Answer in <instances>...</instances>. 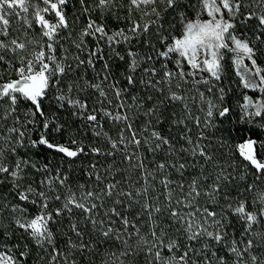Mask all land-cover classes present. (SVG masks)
I'll list each match as a JSON object with an SVG mask.
<instances>
[{
  "label": "snow or ice",
  "instance_id": "6c2138e0",
  "mask_svg": "<svg viewBox=\"0 0 264 264\" xmlns=\"http://www.w3.org/2000/svg\"><path fill=\"white\" fill-rule=\"evenodd\" d=\"M76 3L80 5L82 13L89 17L86 26L78 34L72 30L69 18V12L76 10ZM198 3L208 19L200 18L199 13L195 20L188 18L187 10L193 7L190 0H93L91 5L88 0H0V65L6 66L0 70V109H3L0 121L14 117L13 126L8 127L6 133H0V142L6 145L0 148V173L13 178V187L18 190L20 201L37 206L35 215L28 214V209L21 205L12 206L13 213H18L13 223L37 248L49 252L50 260L47 264H57L61 256L65 258V264H76L74 259L68 260L70 253L60 250L53 231V226L60 224L59 218L66 213L71 222L68 232L64 233L65 245L81 254L90 247L83 239L87 231L81 228L83 222L90 223L91 231L96 232L105 244L112 242L113 238L122 241L126 250L120 256L132 257L146 252L153 257L148 264H213V261L216 264H228V259L218 254L216 246L220 245L227 249L229 256L235 257L233 264H264V260L253 252V249L259 251L264 248V232L254 231L257 226L264 228V191L256 194L251 202L253 207L257 204L260 206L257 211L250 209L246 198L234 199L232 185L236 177L228 169H234L235 164H228L227 167L221 164L223 155L217 158L215 153L210 152L209 145L201 143L207 139L203 133L194 142L185 119L172 120L173 125L183 124L186 127V131L179 137L184 143L177 147L172 138L152 126L153 117L157 125L167 122L164 117V100L153 101V97L148 95L147 101H153V106L146 107V103H142L135 95L131 97V103L125 99L126 93L137 84L144 89L155 90L162 96L164 89L160 86L167 84L169 88L166 99L172 103L185 102L187 96L172 91V83L177 79L188 83L187 77H192L193 85L207 84L209 80L203 76L196 79L205 72L215 80H221L224 49L236 54L233 64L243 87L264 94V69L257 65L254 49L249 46V42L234 34L238 19L241 26L256 20L259 33L256 39L264 36V0H250L249 3L246 0H198ZM157 5H163V11ZM125 7L129 16L133 11H140L141 19L148 16L155 18L143 24L131 20L127 29L121 28L111 33L107 31L106 24L91 18V11H98L101 17L107 13L119 21V9ZM148 7L151 11H144ZM244 8L248 11L242 12ZM51 14H54L52 19L46 18ZM177 24L182 29L180 36L173 34ZM37 26L40 39H29L28 30ZM13 32L23 33L24 38L21 39L19 35L13 37ZM85 37L105 41L118 56L115 46L129 45L130 59L125 77L127 86L120 88L113 84L110 89L116 101L115 110L104 107V101L113 104L109 90L102 86L109 79V63H103L100 71L96 72L97 62L104 60L102 45L98 42L94 48L89 49L86 60L75 55L73 63H68L69 48L64 42L69 41L77 52H81L86 46ZM133 41L145 45L153 54L144 56L133 51ZM58 50L61 55L57 54ZM8 53L12 54L11 59ZM173 56L178 57L175 60L176 70H170L167 63L162 69H157L155 65L144 67L137 80L136 73L143 62H158L160 59L167 61ZM119 58L124 59L123 56ZM245 58L251 60V67L244 64ZM185 62L188 71L184 70ZM81 66L91 68L100 80L99 83L85 80V86L95 89L102 98L98 101L99 107L89 109L85 101L72 95L75 89L80 88L79 80L83 77L69 83L67 91L60 87L63 78ZM242 67L243 72H240ZM12 76L16 78L12 79ZM175 86L181 88L180 83ZM54 89L57 92L54 99L59 106L74 109L72 114L87 122V128L91 129L97 140L102 139L100 146L93 144L86 147L75 139L71 141V146L50 142L47 131H62V126L50 129L43 107V101ZM225 96V90L221 88L219 103L208 102L204 127L216 126L213 117L217 113L222 119L230 116L232 110L226 106ZM200 100H204L203 93H200ZM21 101L32 105L22 114L23 120L20 115H16ZM184 108L188 110L187 103H184ZM241 108L242 122L246 120L253 124L255 118L264 119V98L253 100L245 95ZM140 115L147 119L138 125ZM37 117L44 118L42 127L46 131L41 133L38 140H30L31 146H46L73 160L83 155L94 156L96 160L87 175L90 180L94 175L95 188L89 190L86 184H81L77 193L68 184L67 175L57 169L55 176L46 174L39 182L40 190L31 185L23 191L19 190L20 185L15 181L22 179V165L28 161L17 160L15 167L10 168L4 164L3 157L5 151L16 153L17 146L24 145L27 127L36 123ZM188 119H194L196 126H201L199 117L189 115ZM102 120L110 121L117 127L115 137L104 131ZM257 127L264 130V124H257ZM0 128H3L2 123ZM220 147H229L230 153L238 152L245 162V169L249 166L254 169L257 179L264 176V140L253 139L249 135L233 149L227 140L221 138ZM117 154L120 155L121 164L126 167L117 166ZM100 157L105 161H113L103 172L100 171ZM38 171L47 173V166ZM174 176L179 179H174ZM188 176H191L190 180ZM244 178L242 174L240 179ZM57 185L66 189L63 196ZM254 187L249 184L246 191L253 192ZM50 192L56 195L50 196ZM240 195L237 193V196ZM202 197L205 198L203 205ZM52 200H63L62 207L50 211ZM215 207H219L220 211L214 210ZM74 209L80 210L82 219L72 220ZM145 216L147 233L141 231V222H144ZM233 217L243 228L239 241L235 237L229 241L228 229L232 227ZM116 223L120 224V228L112 226ZM169 233H174V236ZM73 235L79 243L72 239ZM248 236L257 238L259 243L253 238L245 240ZM133 238L134 246L129 243ZM46 245L51 246L50 251ZM0 248L3 249L0 250V264H20L21 259L28 255L27 244L19 256L7 245H0ZM165 250L169 253L167 257L164 255Z\"/></svg>",
  "mask_w": 264,
  "mask_h": 264
},
{
  "label": "trees",
  "instance_id": "16d2710c",
  "mask_svg": "<svg viewBox=\"0 0 264 264\" xmlns=\"http://www.w3.org/2000/svg\"><path fill=\"white\" fill-rule=\"evenodd\" d=\"M93 0H88L89 5H91ZM126 2V0H125ZM250 0H246V3H249ZM190 3L193 7L187 10V15L190 20H195L197 18V14L199 13L200 18H204L207 16L206 12L202 11V6L198 3V0H190ZM157 7L163 11V5H157ZM255 7V5H253ZM75 12H69V18L72 21V30L78 34L84 26H86L88 22V14L82 13L80 9V5L76 3ZM144 11L150 12V7L145 8ZM248 9H242V12H247ZM119 15L121 19L118 21L114 16H108L105 13L104 17H101L98 11H91V18L95 19L98 23H103L107 25V31L114 32L117 29H127L130 26L131 20H136L141 24L146 23L149 19H154V16H148L141 19L142 13L140 11H133L129 16L127 8L119 9ZM54 14L48 15L46 18L52 19ZM106 17V18H105ZM225 17L227 18V13L225 12ZM127 18V19H126ZM171 19V17H169ZM237 28L235 30V35L239 39L245 40L249 42V46L253 47L255 56L254 59L257 61V65L264 69V36L261 39L257 40L256 37L259 34L257 30V21L252 20L247 23V25L241 26L239 19L236 21ZM181 27L179 24L176 25L174 35L180 36ZM40 29L39 27H34L33 29L28 30V38H35L37 40L40 39L39 36ZM153 32H155V28H153ZM66 34V33H65ZM19 35L21 39L24 38V34H17L16 32L12 33V36L15 37ZM86 46L83 51L77 52L74 45H72L69 41H65V45L69 48V59L68 63H73V56L80 55L85 60L87 59L88 50L95 47V45L99 42L102 45V54L104 56V60H99L96 64V72H99L103 63L107 62L110 65L111 72L109 74V79L104 81L102 86L109 90V98L113 100V104L109 105L107 101H104V107L109 108V110H115L114 105L116 103L115 97L112 93L111 86L116 84L117 87L124 88L127 86L126 75L128 74V44H121L115 46L116 52H119V56L115 54V52L108 47V44L105 41H97L92 37H85ZM229 46L232 47V42L229 41ZM34 47V46H33ZM131 48L133 51L138 53H142L144 56L152 55L153 53L143 44L138 41H133L131 44ZM223 51L224 60L222 61L223 72L222 79L215 80L207 74L203 76L204 78L209 80V83L204 84L200 83L198 85H193L192 77H187L188 83H184L177 79L171 85L172 91H176L181 95L187 96V100L183 103L175 102L172 103L166 99L168 95L167 84L161 85L164 89V95L162 96L159 92L151 89H144L141 85L137 84L132 87L128 93L125 95V99L128 103H131V97L137 96L140 98L142 103H146V107H152L153 101L158 99H162L165 102L166 110H164V117L167 122L157 125L155 118H152V126L157 130L161 131L164 135L169 136L173 139V143L177 144V147L184 141L179 140L180 135L186 131L185 125H173L172 120L185 119L187 128L191 129V138L195 142L197 137L200 136L201 133L207 138L201 141V143L210 146V152L215 153L217 158H220L223 155V159L220 160V163L227 167L228 164H235V168H229L228 170L233 172V175L236 177V180L233 187V198L234 199H242L246 198L249 202V207L253 211H257L259 209V205L252 206V200L256 194L261 191H264V176H261L259 179L256 178L254 173V169L250 166L245 169V162L239 156L238 152H229V147H220V139L223 138L227 140L228 145L231 148H235L237 143L243 142L244 139L248 138L249 135L253 139L264 140V130H261L257 127V124H264V119L255 118V122L253 124H249L246 120L244 122L241 121V117L243 115V111L241 105L244 104V96L248 95L252 99H261L264 98V94H252L247 92L241 85L239 78L236 74V71L232 64V58L229 53ZM228 51V49H227ZM58 55H61V51L58 50ZM123 56L124 59L121 60L119 57ZM8 58H12V54L8 53ZM178 57L173 56L171 59L165 61L160 59L158 62L156 60L153 61H145L141 64V67L137 70L136 78L139 80L143 68L144 67H152L155 65L157 69H162L163 65L167 63L168 68L170 70H176L175 60ZM15 63V60H13ZM5 65H0V70H2ZM184 70L188 71L187 64H184ZM96 72H94L91 68H86L85 66H81L76 72H73L63 78V83L60 85L64 91H67V85L69 83L75 82L78 77H83V79L79 80L80 88L75 89L72 95L77 96L82 101H85L89 109L93 107H99L98 101L102 98L99 96V93L92 88H87L85 86V80L91 83H99L100 80L97 79ZM162 75V72H161ZM13 77V76H12ZM8 77L5 76V80ZM196 79H200L198 75ZM176 83L181 84V88H176ZM223 88L225 90V103L226 106L231 108V114L227 119H222L218 116V113L213 117L216 126L215 127H204V121L206 119V112L208 108V102L214 101L219 103L220 89ZM83 89V90H81ZM212 89V91H209ZM200 93L204 94V100H200ZM57 95L56 90L54 89L51 93H49L48 98L43 101L44 111L46 113V117L50 122V129H55L56 127L62 126V131L56 132L54 130L47 131V136L53 144H63L71 146V141L75 139L78 143L84 144L86 147L95 144L96 146H100L103 141L97 140L93 134L91 129L87 128V122L83 120L80 116L73 115L74 109L65 106L60 107L58 102L54 99ZM151 95L153 97V101H147V96ZM184 103L188 104V110L186 111L184 108ZM32 105L30 102L21 101L19 105L18 112L16 115H20L23 120V113L31 108ZM136 111L135 109L133 110ZM143 111V110H141ZM175 113V115H173ZM193 118L199 117L201 120V126L197 127L194 119H188V116ZM0 116H3V109H0ZM147 119L142 115L139 116L137 120V124L139 125L141 121ZM44 118L37 117V122L33 125H29L26 130V137L23 146H17L16 153H12L10 151H5L3 162L5 165H8L10 168L15 167V163L17 160H26L27 164L22 165V179L15 181L20 185V191L27 189L29 185L33 188H37L40 190L39 182L44 179L45 175L55 176L57 169L60 170L61 173L67 175L68 184L71 188L79 193V185L86 184L88 189L96 187V182L93 178L87 175V172L90 169L92 163L95 162L96 158L92 155H83L76 159H70L65 157L62 153L55 151L54 149H48L46 146H36L32 147L30 144V140H38L41 133L46 130L43 129ZM3 124V128H0V133H6V129L8 127L13 126L14 117H10L7 121H0ZM101 123L104 125V131L108 132L110 135L115 137L117 135V127L110 121L102 120ZM187 146V145H185ZM6 145L1 142L0 148H4ZM74 147V146H73ZM115 162L119 167H126L122 165L120 162V155L117 154L115 158ZM100 163V171L103 172L108 164L113 163L112 160L105 161L103 157L99 158ZM33 165L35 167H33ZM47 166L48 172L45 173L43 171H38L39 169H43ZM211 169V165L208 166ZM199 171V169H197ZM244 175V179L241 180L240 176ZM174 179H179L178 176H174ZM188 179H191V176H188ZM254 185L253 192H247V185ZM159 187V185H157ZM60 194L63 196L66 189L60 188L57 185ZM43 190L48 191L47 188ZM17 189L13 187V178L8 174L0 173V245H7L13 249V252L19 256L21 251L25 250V244L28 245L27 251L28 255L21 259L20 264H47L50 260V255L48 251H43L31 241L25 233L21 230L17 229L16 225L13 223V219L18 213H13L12 206L21 205L24 208L28 209V214L35 215L37 213V206L32 203L22 202L18 199ZM237 193H241L242 195L237 196ZM50 196H55V192H50ZM34 198V197H33ZM204 199L201 198V204H204ZM63 200L57 202L52 200L50 202L49 210L52 211L57 207H62ZM212 207V206H210ZM216 211H220L219 207H215ZM103 211V210H102ZM102 211L101 214L102 215ZM138 211V209H137ZM61 220L60 224L53 226V231L56 234V243L59 245L60 250L64 253H70L68 256V260H75L76 264H148L150 260L153 259L152 256L148 255L146 252H141L138 256H120V253L125 251V246L122 241H113L105 244L102 238L96 233L91 231L90 223H81L82 229H87L85 231V235L83 237L84 242L88 243L90 247L81 254L80 252L69 249L65 245V235L64 233L68 232L70 218L66 213L63 217L59 218ZM82 219V214L80 210L74 209L72 214V220ZM132 219V217H130ZM147 217H144V222H141V231L147 233L148 225L146 223ZM232 227L228 229L229 231V241L235 237L237 241L241 239L240 233L243 231L242 225L239 222H235L236 218H232ZM114 228H120V224L116 223L112 225ZM254 231L264 232V228L257 226ZM170 236H174V233H169ZM255 237H245L244 239ZM72 239L77 241V238L73 235ZM259 243V240L257 239ZM129 243H133L134 246V238ZM186 243V241H185ZM46 247L51 249V246ZM219 249V255L225 256L228 259V264H233L235 257H231L228 254L227 249L223 246H216ZM243 247V245H241ZM0 250H3L0 248ZM183 251V249H181ZM253 252L261 259L264 260V248H261L259 251L253 249ZM115 254V255H113ZM164 255L167 257L169 253L165 250ZM210 255V253H209ZM43 257V259H41ZM117 257H119L117 259ZM195 258V256L193 257ZM57 264H65V258L63 256L59 257L57 260ZM213 264H216L213 261Z\"/></svg>",
  "mask_w": 264,
  "mask_h": 264
},
{
  "label": "rangeland",
  "instance_id": "374dc122",
  "mask_svg": "<svg viewBox=\"0 0 264 264\" xmlns=\"http://www.w3.org/2000/svg\"><path fill=\"white\" fill-rule=\"evenodd\" d=\"M202 19H208V16H206V17H204V18H202ZM224 51H226V53H229V54L231 55V58H232V64H233V60H234L236 54H235L234 52L230 51V50L227 51V49H224ZM185 64H186V62H185ZM244 64H245L246 66H248V67H251V60H248L247 58H245V60H244ZM233 67H234V69H235V71H236V74H237V68L235 67L234 64H233ZM239 71H240V72H243V67L240 68ZM205 74H207V73H206V72H205V73H201L199 76H200V77H201V76H206ZM237 76H238L239 81H240V83H241L240 76H239L238 74H237ZM15 78H16L15 76L12 77V79H15ZM241 85H242V83H241ZM242 87H243V85H242ZM243 88H244V87H243ZM244 89H245V88H244ZM245 90H246L247 92L252 93V94H255V95L261 94L259 91H253V90H250V89H245ZM253 100H256V99L254 98ZM0 143H1V142H0Z\"/></svg>",
  "mask_w": 264,
  "mask_h": 264
}]
</instances>
